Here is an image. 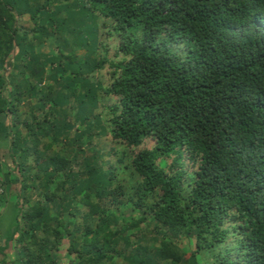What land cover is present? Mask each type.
<instances>
[{
    "label": "trees",
    "instance_id": "1",
    "mask_svg": "<svg viewBox=\"0 0 264 264\" xmlns=\"http://www.w3.org/2000/svg\"><path fill=\"white\" fill-rule=\"evenodd\" d=\"M36 1L0 0V264H264V0Z\"/></svg>",
    "mask_w": 264,
    "mask_h": 264
},
{
    "label": "rangeland",
    "instance_id": "2",
    "mask_svg": "<svg viewBox=\"0 0 264 264\" xmlns=\"http://www.w3.org/2000/svg\"><path fill=\"white\" fill-rule=\"evenodd\" d=\"M38 2H39V0L34 2V4H37ZM52 4L55 7V10H58L57 12H58L59 17L66 16L64 18L67 19V23L69 26L76 25V27L78 28L77 30H79L78 35H80V34L81 35H87L86 34L87 30L85 29L84 25L87 24L88 22L91 23L93 26H96V27H98L101 24L100 20H93L94 18L92 16H89L88 12H86L85 5H83L82 2H80V1H77V0H69V1L52 0ZM32 7H33V5L30 8H32ZM102 32L105 33L104 31H102ZM54 36H56V35H54ZM99 36H100V30H99V33L97 34V36L95 37V39L93 40V43L92 42H90V43L85 42V44H82V42H81L82 46H78L75 48V50L73 52L81 58V61L91 63L97 57L98 51L102 50V48L99 49V44H98L97 51L96 52H93V51L97 46V41L99 40ZM102 36L103 35L100 36L101 40H102ZM28 38H29V40H32V37L30 35ZM37 42L40 44L38 45L36 50H38L40 52H43V53L52 52L54 54H57L59 52L58 45L51 40H47L44 42L41 40H37ZM112 52H113L112 50H110V49L108 50V53L112 54ZM48 72H54V70L51 67H47L44 73L46 74ZM90 79L94 80L95 74H90ZM48 82H50V79H42L41 82L37 83L38 88H43L45 86V84ZM24 86H25L24 84L21 85V87H24ZM38 97H39V94L37 92L34 96L30 97L28 102H25L24 104L20 105L19 110L23 111L24 109L29 108L31 105L37 103ZM50 136H51V131L45 130L44 138L46 139V141L50 140V138H51ZM0 146H1L0 147V154L3 155V157L4 156L7 157L6 148H5V146H3V142L1 140H0ZM60 148H61V145L56 144L52 147V150H50V153L52 151L60 150ZM107 154H108L107 151H103L101 153V158L104 159L105 157H107ZM44 171H45L44 167L42 168V166H41L39 169V173L42 174V178H44V176H45ZM31 172L33 174H35L36 170L32 169ZM50 186H53V184H51ZM15 191H16V187L12 182L7 183L3 192L0 190V195L5 198V202H4V205L2 208V212L0 214V233H1V236H6V234L12 232L13 228L15 226L14 216H13V219L11 217L12 214L14 215L16 213V208L12 204V202L15 198ZM34 196H33L34 199H33L32 203H34L36 200L39 199V196L38 197H36V195H34ZM30 205L31 204H29V203L26 204L27 207H29ZM6 214L8 215L9 218H7L5 220V217H7ZM115 240L118 244H122L124 237L123 236L116 237ZM65 242L68 243V240L67 239L64 240L62 243V246L67 244ZM16 245H17V241L13 240L12 242H10V247L6 250V260L8 261V264H22V261L19 258L20 257V251H18V248L15 247ZM119 260L120 259H118V258L116 259V261H119Z\"/></svg>",
    "mask_w": 264,
    "mask_h": 264
}]
</instances>
